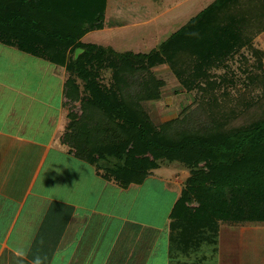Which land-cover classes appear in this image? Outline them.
<instances>
[{"label": "trees", "instance_id": "trees-1", "mask_svg": "<svg viewBox=\"0 0 264 264\" xmlns=\"http://www.w3.org/2000/svg\"><path fill=\"white\" fill-rule=\"evenodd\" d=\"M103 1L0 0V43L54 68L65 64L68 48L76 44L84 50L66 65L73 77L63 81L62 106L66 105L67 95L72 101L78 98L77 79L93 91V101L85 111L88 115L75 123L72 116L69 118L72 129L101 125L99 133L104 136L105 150H97L99 158L104 159L106 154L118 159L127 157V166H103L104 173L99 174L103 180H113L122 189L142 184L154 164L135 155L149 146L155 158L176 159L187 166H194L199 159L205 162L207 171L195 174L177 197L168 225L169 264H199L183 261L182 257L189 258L190 252L198 251L205 243L216 245L219 223H264V110L256 119L240 123L221 113V120L213 128L200 132H172L171 124L154 128L143 104L161 97L163 82L147 73L167 64L182 87L189 90L195 81L208 79L209 70L223 67L240 49L247 46L254 54L251 38L263 28L257 27L264 17L262 3L255 0L250 12L233 6L226 11L231 2L243 0H216L167 37L159 48L148 53L128 52L116 63L101 47L80 43L85 34L102 28ZM184 56L186 62L182 61ZM106 67L115 71L111 90L96 82ZM132 79L137 80L138 89L133 96L124 95ZM257 79L249 77L250 82ZM70 154L94 167L95 159L89 152ZM193 200L196 207L190 206Z\"/></svg>", "mask_w": 264, "mask_h": 264}, {"label": "rangeland", "instance_id": "rangeland-1", "mask_svg": "<svg viewBox=\"0 0 264 264\" xmlns=\"http://www.w3.org/2000/svg\"><path fill=\"white\" fill-rule=\"evenodd\" d=\"M127 1L135 2V7L145 6L143 10L139 9L137 16L140 19L143 17L150 18L147 24L131 28L133 30H128L129 27L125 26V30L107 31L102 30L105 26L103 22L102 28L97 30L98 32L86 35L80 43L101 47L105 50V54L115 58L117 63L120 61V57L128 52L139 53L138 50H140V53H148L159 48L167 37L187 24L216 0H144L147 3L139 5L137 3H141L140 1L143 0ZM243 1L235 4L231 2L224 9L231 11L233 6L238 10L241 7L242 11L250 12L251 4L254 5L255 0L252 3L250 0ZM259 1H261L264 9V0ZM121 2L122 0H117L118 6ZM116 19L123 22L126 17L118 15ZM260 26L263 27L262 30L251 38L254 54L247 46L240 49L237 54L226 60L223 67L209 70L210 77L208 79L195 81V86L192 89L188 90L184 86L182 87L167 64L150 69L147 75H154L157 80L163 82L159 88L161 97L143 104L147 108L151 126L157 128L161 125L171 124L172 132L183 129L190 132H200L208 127L213 128L221 120V113L226 116L227 114L231 115L239 123L256 119L264 110V17L257 27L260 28ZM75 45L65 51L66 62L64 67L57 66L54 68L47 62L0 44V85L1 83L3 84L1 87L9 85L10 91L14 88V95L20 99L19 103L21 105L25 103L26 106L32 107L30 115L34 120L41 118L47 125L51 126L50 123H54L53 121L61 112L59 108L57 110L54 108L61 99L60 79L66 81L73 77L67 73L66 65L75 61L84 52V50L76 48ZM182 51L186 56V51ZM185 56L182 60L184 62L188 60H185ZM114 74V69L106 67L98 74L97 85L103 89L111 90ZM253 76L258 79L250 82L249 77ZM76 84L79 89L78 98L75 101L71 100V95L64 98L66 105L63 106L61 123L59 122L57 128V145L61 144L65 150L72 154L74 151L89 152L95 159L94 168L100 175L104 173L103 166L110 167L115 164L125 166L126 156H120L119 159L108 154L104 156V159L98 157L97 150L99 148L105 150L102 148L105 143L104 136L99 133L100 124L94 123L96 125L94 129L89 127L84 130L71 128L72 120L69 117L72 116L75 119L74 123L77 120H83L88 115L85 112L86 108L90 107L93 101V91L87 90L81 80L77 79ZM129 84L124 95L133 96L138 89L137 80H129ZM11 95L13 94L11 93ZM45 103L50 106H47L46 110L42 106ZM105 106V103H102L101 107L105 108ZM227 118L229 117L227 116ZM45 127L47 126L45 125ZM71 134L73 135L72 140ZM73 145L76 146L73 147ZM135 157L142 158V160L147 159L149 164H154L149 168L148 175H153L154 179L174 191L177 197L195 174L207 171L205 162L201 159L194 162V166H187L176 159L155 158L150 146L145 148L141 154L136 153ZM141 193L142 195L138 196V200L143 198L145 200V202L142 201L144 206L135 208V214L141 217L158 218L160 230H162L161 228L166 229L162 221L167 212L170 213L173 209L170 207L175 194L165 192L166 195H161L149 186H146ZM190 206H195L194 200ZM220 235H222L221 239ZM220 242L225 250L224 263L226 264L231 262L229 261L231 257H233L235 264L238 250L239 260L242 263H250L253 260L255 264H258L260 261H264V223L243 225L219 223L216 245L205 243L198 251L190 252L189 258L182 257V259L191 263L199 261V264H215L218 260ZM214 248L217 251H213ZM228 252H233V255Z\"/></svg>", "mask_w": 264, "mask_h": 264}, {"label": "crops", "instance_id": "crops-1", "mask_svg": "<svg viewBox=\"0 0 264 264\" xmlns=\"http://www.w3.org/2000/svg\"><path fill=\"white\" fill-rule=\"evenodd\" d=\"M140 2L136 3H147ZM103 3L102 30H125V26L133 30L149 22L150 18L137 16L145 6L135 7L133 1L122 0L120 6L117 0ZM118 15L126 20L119 22ZM94 32L98 31L83 39ZM60 80L61 99L54 108L61 112L51 126L31 118L32 107L19 103L14 88L0 85V264H36L37 260L40 264H169L171 212L162 221L166 229L160 230L158 218L137 216L135 208L144 206L145 200L138 196L146 186L161 195L173 192L170 209L176 193L153 175L122 189L58 146L63 111ZM42 106L46 110L49 105ZM224 251L220 242L215 264H226ZM239 259L238 250L235 264L254 263ZM229 261L234 264L233 257Z\"/></svg>", "mask_w": 264, "mask_h": 264}, {"label": "clouds", "instance_id": "clouds-1", "mask_svg": "<svg viewBox=\"0 0 264 264\" xmlns=\"http://www.w3.org/2000/svg\"><path fill=\"white\" fill-rule=\"evenodd\" d=\"M36 264H40L39 260H37Z\"/></svg>", "mask_w": 264, "mask_h": 264}]
</instances>
